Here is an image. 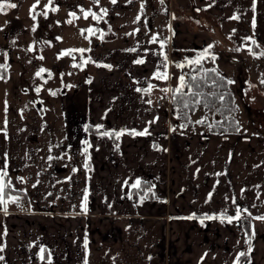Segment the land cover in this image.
I'll return each mask as SVG.
<instances>
[{"label": "crops", "instance_id": "0c3cea01", "mask_svg": "<svg viewBox=\"0 0 264 264\" xmlns=\"http://www.w3.org/2000/svg\"><path fill=\"white\" fill-rule=\"evenodd\" d=\"M155 1L172 7V16L188 27L183 50L212 44L211 54L218 48L231 55L223 63L237 66L235 75L253 40L264 51V0ZM15 4L3 10L15 24L0 44L5 61L9 42L43 45L54 34L45 7L40 19V9L31 14ZM194 10L208 14L217 32ZM159 24L156 19L154 29ZM166 28L161 36L130 29L135 40L128 43L115 29L107 40L103 32L88 57L106 66L90 75L88 63L86 77L60 95L19 91L18 68L10 83L8 69L0 67L8 105L0 123V171L7 173L0 264H264V220L257 219L264 216V136L189 135L172 126L168 108L156 103L180 83L165 56L174 27ZM223 37L233 50L221 45ZM157 72L168 78H156ZM145 129L146 135L129 134ZM121 130L127 131L119 139L104 135ZM138 180L148 182L153 197L134 194ZM237 209L240 218L228 222ZM244 216L252 232L248 251ZM241 252L246 255L239 259Z\"/></svg>", "mask_w": 264, "mask_h": 264}, {"label": "rangeland", "instance_id": "374dc122", "mask_svg": "<svg viewBox=\"0 0 264 264\" xmlns=\"http://www.w3.org/2000/svg\"><path fill=\"white\" fill-rule=\"evenodd\" d=\"M16 1L23 7V10L30 9L28 12L31 14L40 9V19H43L44 13L42 11L45 7L46 16L50 19L49 22L46 21L47 26H49L47 29L49 32L54 31V34L50 33L52 37L43 38V45L36 41L34 46L27 45L25 48H14L9 42L7 45L9 53L6 61L2 59L4 53L3 48L0 47V67L4 66L8 69L7 80L10 83L14 82L15 75L11 71L17 70V68L19 75H22V79H24L18 86L19 91L34 92L39 88L40 96H44L48 93L47 89L56 95L73 89L78 79L86 77L88 63L90 75L98 66H106V64L97 62L98 60H95L96 65L95 61L88 57V50L96 42H102L103 32H105L106 40L112 36L111 29L118 31L119 41L128 43L130 40H135V34L129 33L130 29L131 32L137 30L146 35L156 30L161 36L163 31L167 29L168 23L174 27L177 26L169 34L166 47V50L169 51L168 58L172 60V72L175 73L176 80H180L184 72L191 67L193 63H189V61L195 60L203 52L202 49L183 50L181 48V33L186 31L188 27L172 16V7L168 10L167 6L164 7L163 4L162 7L161 3L159 4L155 0H116V3H112L111 0H0V3H3L4 9H6L7 5ZM34 5L35 8L33 9ZM73 13L74 15H72ZM85 13H95L97 18H93L91 14L85 18ZM193 13L202 19L204 26L217 32L218 25L209 18L208 14L205 15L196 11ZM10 17V13L0 11V44L7 42V35L15 25ZM156 19L160 24L156 27L157 29H154ZM173 34L175 36L171 38ZM137 38H139L138 35ZM221 45H225L231 50L235 46L231 40L224 37L221 39ZM81 49L84 51H79ZM261 53L264 51L245 52L243 55L245 63L244 61L241 62L238 75H235L237 66L233 64L229 66L223 63L226 60L224 56L230 57L231 55L223 54L218 48H215L214 54L201 60L207 65L217 67L232 81L233 89L240 104L239 117L242 128L239 132L246 131L251 137H253L252 135L255 137L264 136V83H261L264 80V55ZM213 56L215 59L212 58ZM220 56H222V60H219ZM177 65L183 66L177 67ZM41 68L47 71L37 76L36 73ZM5 81L6 77H0V123L4 122L5 119L2 110L8 107L4 97L6 94ZM178 85H174L173 88ZM170 109L171 103L168 108L171 119ZM205 116L213 117L203 108L194 114L195 119ZM200 200L204 204V201Z\"/></svg>", "mask_w": 264, "mask_h": 264}, {"label": "trees", "instance_id": "16d2710c", "mask_svg": "<svg viewBox=\"0 0 264 264\" xmlns=\"http://www.w3.org/2000/svg\"><path fill=\"white\" fill-rule=\"evenodd\" d=\"M252 51L261 50V45L254 40ZM214 70V71H213ZM184 86L180 83L171 90V116L172 126L184 134L195 132H239L242 128L239 117L240 104L230 78L213 65L203 61L199 65L192 64L184 74ZM195 77V79H193ZM180 88L177 92L176 89ZM223 96V100L220 97ZM187 104V107H185ZM203 108L209 116L194 118V114ZM197 121H202L197 123ZM200 127V128H196ZM113 136V135H112ZM134 194L153 197L148 182L142 181L134 189ZM8 193L5 194L7 196ZM246 229V251L250 250L252 232L248 225L249 216L241 217ZM241 255L239 259H241Z\"/></svg>", "mask_w": 264, "mask_h": 264}, {"label": "snow or ice", "instance_id": "6c2138e0", "mask_svg": "<svg viewBox=\"0 0 264 264\" xmlns=\"http://www.w3.org/2000/svg\"><path fill=\"white\" fill-rule=\"evenodd\" d=\"M111 2H112V3H116V0H111ZM161 2H163V0H161ZM8 6L11 7V8H15V7H17V5H16L15 3H11V4H9ZM4 7H5V5H4L3 3H0V11H3ZM141 7L143 8V5H141ZM34 8H35V5L33 6V9H34ZM104 11L106 12V10H104ZM89 14H91V15L93 16V18H97V17L95 16V13H85V18H87V16H88ZM72 15H74V13H73ZM32 19H35V16H33ZM137 19H139V17H137ZM233 19H238V17H233ZM69 23H71V21H69ZM253 23H254V22H253ZM33 31H35V28H33ZM89 31H91V30H89ZM152 39H153V42H155L156 39H157V37L153 36ZM253 43H255L254 40H253ZM160 47H161V48L164 47V42H163V41L160 43ZM213 47H214V45H212V44L207 45L206 48L203 50V52H201V53L199 54V56H198L195 60H193V61H189V63H193V64H197V65H199V64L201 63V60H202V59H204V58H206L207 56L211 55L210 50H211ZM79 51L83 52L84 50L81 49V50H79ZM261 55H264V53H261ZM212 58L215 59L214 56H213ZM165 59H166V57H165ZM136 62H137V63H143L142 60H138V61H136ZM85 63H87V61H85ZM182 66H183V65H177V67H182ZM45 71H47V70L41 68V69L36 73V75H37V76H40L41 73H43V72H45ZM213 71H214V70H213ZM155 76H156V78H158V79H167V78H168L166 73H160V72H157V73L155 74ZM193 79H195V77H193ZM227 83H232V81H231V80H228ZM261 83H264V80H262ZM183 86H184V76H181V77H180V87L182 88ZM149 87H151V85H150ZM137 90L140 91V89H137ZM37 91H39V88L37 89ZM145 91H147V90H145ZM176 91L179 92V91H180V88L176 89ZM52 94L55 95V93H52ZM220 99L223 100V96H221ZM185 107H187V104H185ZM201 122H202V121H197V123H201ZM99 127H100V126H97V128H99ZM125 131H127V130H121V131H119V132H114V133H107V132H105L104 135H114L117 139H119V137H120L121 135H123ZM129 134H132V135H141V136H142V135H146V134H148V133H147V129H145V130L142 131V132H136L135 130H133V131H132L131 133H129ZM85 143L87 144V141H85ZM85 152H87V148H85ZM85 167H87V165H85ZM6 175H7V173H6L5 171H0V205H6V203H7V201L4 199V195H3V193H4V189H5V186H6V185L3 183V178H4ZM21 181L23 182V178H21ZM139 184H140V181L138 180V181H136V183H135L134 185H132V187L135 188V187H137ZM34 186H35V185H34ZM210 195H211V194H210ZM18 199H19L18 197H14V198H12V202H16ZM82 208H83V210H84L85 212L87 211V193H85V196H84V203H83V205H82ZM5 210H6V209H5ZM244 211H246V209H245ZM240 214H241V210H240V209H237V211H236V216H235V217H227L228 222H231L233 219H239V218H240ZM222 215H223V214H222ZM208 218L211 219L212 217H208ZM257 219L264 220V216H262V217H257ZM86 245H87V241H85V246H86ZM40 251H41V253H43V252H44V249H41ZM240 255H241V256H245L246 253L241 252ZM0 259H3V258L0 257ZM41 259H43V256H41Z\"/></svg>", "mask_w": 264, "mask_h": 264}, {"label": "built area", "instance_id": "2783aa9c", "mask_svg": "<svg viewBox=\"0 0 264 264\" xmlns=\"http://www.w3.org/2000/svg\"><path fill=\"white\" fill-rule=\"evenodd\" d=\"M177 27V26H175ZM175 36V34H173L171 36V38ZM165 56L168 58L169 57V51H165ZM157 103L158 105H162V106H166L167 108L170 107V103H171V95L170 93L164 94L163 96H161L159 99H157Z\"/></svg>", "mask_w": 264, "mask_h": 264}]
</instances>
